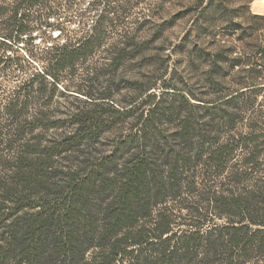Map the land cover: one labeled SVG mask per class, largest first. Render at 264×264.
I'll return each instance as SVG.
<instances>
[{
    "label": "trees",
    "instance_id": "obj_1",
    "mask_svg": "<svg viewBox=\"0 0 264 264\" xmlns=\"http://www.w3.org/2000/svg\"><path fill=\"white\" fill-rule=\"evenodd\" d=\"M64 1L0 0V264H264V47L253 64L231 65L247 74L240 88L187 111L148 86L128 105L129 129L110 138L101 114L55 120L49 105L60 74L108 35L102 61L131 55L132 26L114 6L130 0H90L81 36L46 47L42 71L18 69L13 90L3 85L34 14Z\"/></svg>",
    "mask_w": 264,
    "mask_h": 264
},
{
    "label": "rangeland",
    "instance_id": "obj_2",
    "mask_svg": "<svg viewBox=\"0 0 264 264\" xmlns=\"http://www.w3.org/2000/svg\"><path fill=\"white\" fill-rule=\"evenodd\" d=\"M89 1L70 4L65 0L53 8L55 12L50 16L45 9L34 14L33 29L8 53L11 58L18 57L19 63L18 67H10L9 76L3 81L7 90L17 85L21 75L18 69L28 76L47 66L46 47L81 36L83 24L91 25L95 19L89 11ZM253 1L130 0L126 5L118 2L114 6L128 15L123 22L132 26L131 55L118 66L102 61L115 40L108 35L88 60L60 74V85L49 105L52 118L67 121L73 113L101 114L106 120L104 133L113 138L129 129L131 120L125 114L128 105L142 99L150 85L153 86L148 94L154 92L158 96L156 102L160 97L176 113L189 110L188 103L212 100L237 90L239 79L247 74L237 65L230 68L231 65L238 61L253 64L254 55L264 47V14L252 12ZM253 15L261 19H253ZM80 16L84 17L83 23ZM257 64L264 67V60ZM216 81L222 87L216 86ZM47 90V94L53 92L52 87ZM104 97H108V104L101 103ZM260 100L258 97L256 107ZM255 125L264 127V120Z\"/></svg>",
    "mask_w": 264,
    "mask_h": 264
},
{
    "label": "bare ground",
    "instance_id": "obj_3",
    "mask_svg": "<svg viewBox=\"0 0 264 264\" xmlns=\"http://www.w3.org/2000/svg\"><path fill=\"white\" fill-rule=\"evenodd\" d=\"M253 13L264 14V0H254L251 4Z\"/></svg>",
    "mask_w": 264,
    "mask_h": 264
}]
</instances>
